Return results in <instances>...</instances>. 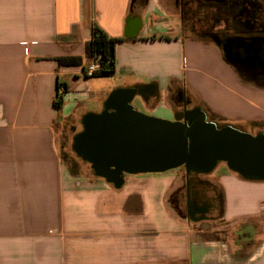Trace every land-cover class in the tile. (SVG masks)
Here are the masks:
<instances>
[{
	"label": "crops",
	"instance_id": "crops-1",
	"mask_svg": "<svg viewBox=\"0 0 264 264\" xmlns=\"http://www.w3.org/2000/svg\"><path fill=\"white\" fill-rule=\"evenodd\" d=\"M171 7L0 0V264H264V180H205L217 207L191 214L179 201L195 169L130 174L117 186L72 173L61 157L59 125L75 122L77 135L85 116L109 111L108 98L121 91L146 116L173 121L199 110L209 122L264 136V76L240 72L217 39L192 33ZM94 26L120 39L112 76L86 75ZM63 57L81 61L61 65ZM210 221L225 226L193 227Z\"/></svg>",
	"mask_w": 264,
	"mask_h": 264
},
{
	"label": "water",
	"instance_id": "water-1",
	"mask_svg": "<svg viewBox=\"0 0 264 264\" xmlns=\"http://www.w3.org/2000/svg\"><path fill=\"white\" fill-rule=\"evenodd\" d=\"M131 96L115 93L109 101L113 111L88 114L75 138V151L97 175L118 186L125 173H159L183 165L209 172L225 161L244 177L264 180L263 135L219 128L199 110L186 114L188 123L146 116L129 104Z\"/></svg>",
	"mask_w": 264,
	"mask_h": 264
},
{
	"label": "rangeland",
	"instance_id": "rangeland-1",
	"mask_svg": "<svg viewBox=\"0 0 264 264\" xmlns=\"http://www.w3.org/2000/svg\"><path fill=\"white\" fill-rule=\"evenodd\" d=\"M186 1V0H185ZM193 1V2H192ZM189 8L186 9L185 23L187 28L194 34H200L206 29L212 32H218L220 35V41L225 55L228 57V51L237 50L241 55L238 69L240 72L246 71L253 80L263 77V72H260V65L263 64L262 60L252 56V42L253 38L263 36V32L256 29H251V23H248L243 16L244 8L249 7L250 3H256L260 8L261 25L259 28L264 27V0H230V3L226 6H218L216 4L209 5L208 8L203 6L199 1L192 0ZM167 3L171 4V9L179 11V7L176 6V0H166ZM175 2V3H174ZM179 5V3H178ZM215 17V18H214ZM217 34V33H216ZM250 46V47H248ZM262 74V75H261ZM139 110H145L143 103L138 99L132 103ZM176 119H173L175 121ZM220 124V123H218ZM59 148L60 153L65 165L70 169L72 173L95 176L96 173L93 169L92 164L85 160L79 155L74 149V137L79 131V128L73 121L63 123L59 125ZM247 132L253 136H257V131L254 128L247 129ZM185 167H178L170 169L165 172H179L185 174ZM191 178H196V182L200 183V188L205 190V195L200 196L201 201H207L214 194L215 186L210 183H204L205 180L211 182H217V179L225 173L239 175L236 171L232 170L228 163L225 161H218L214 170L209 174H203L199 170H191ZM145 174V173H143ZM139 175V174H138ZM141 175V174H140ZM130 174H124V177H129ZM217 178V179H216ZM193 180V182H195ZM188 193V192H187ZM186 192H182L180 196L179 208L183 211L186 207ZM167 204L170 205L169 195L167 196ZM187 209V207L185 208ZM225 226L222 222H197L193 224L196 229L205 230L209 233L216 232L220 228ZM238 225L234 227L237 229ZM212 235V234H211ZM214 235V234H213ZM212 237V236H211Z\"/></svg>",
	"mask_w": 264,
	"mask_h": 264
},
{
	"label": "flooded vegetation",
	"instance_id": "flooded-vegetation-1",
	"mask_svg": "<svg viewBox=\"0 0 264 264\" xmlns=\"http://www.w3.org/2000/svg\"><path fill=\"white\" fill-rule=\"evenodd\" d=\"M179 3L180 11L182 15L185 17L186 16V9L189 8L191 1L192 0H176V3ZM195 1V0H194ZM199 1L203 6H206V8L209 7V5L216 4L218 6H226L230 3V0H197ZM193 2V1H192ZM244 13L243 16L245 17L246 21L248 23H251V29H256L258 31L263 32V36L260 37H255L253 38L252 42V56H256V58H259L262 60L263 64H258L262 67H260V72H263L264 76V27L261 29L259 28V25L263 24L261 23L262 17L260 16V8L256 3H250L249 7L244 8ZM215 18V17H214ZM217 33V34H216ZM200 35L208 36L217 39L220 41V35L218 32H212L209 29H206V31L200 33ZM250 47V46H248ZM228 58L233 60L234 62H242L240 60L241 55H239L237 50L234 51H228ZM262 75V74H261ZM185 113V112H184ZM184 113H179V114H184ZM178 114V115H179ZM177 115V116H178ZM200 183L198 182H191L188 190V197L186 200V207L187 210L191 214H200V215H205L207 213H210L213 208L217 207V204L213 200V198L207 199V201H201L200 196H204L205 190L200 188Z\"/></svg>",
	"mask_w": 264,
	"mask_h": 264
},
{
	"label": "trees",
	"instance_id": "trees-1",
	"mask_svg": "<svg viewBox=\"0 0 264 264\" xmlns=\"http://www.w3.org/2000/svg\"><path fill=\"white\" fill-rule=\"evenodd\" d=\"M119 38H111L106 35L98 26L93 27L92 38L86 44V53L87 57L91 58L92 56H97L100 59L101 67L97 71L94 72L93 76L100 75V76H112L115 73V64H116V44L119 41ZM80 57H63L59 58V62L61 65H68L74 63H80ZM92 76V77H93ZM64 91V90H63ZM112 95L107 100V105L109 111H113L112 108L109 107V101ZM64 99L62 94H57L55 98V108L60 111L63 107ZM190 111H186L184 114H179L175 121L180 123H188L186 120V114ZM87 116V115H86ZM85 116V117H86ZM219 128L223 127H232L228 124H216ZM84 131V125L82 130L76 135V137ZM75 137V138H76ZM75 143V141H74ZM185 167V165L181 166ZM126 174V173H125ZM124 177V174H123Z\"/></svg>",
	"mask_w": 264,
	"mask_h": 264
},
{
	"label": "built area",
	"instance_id": "built-area-1",
	"mask_svg": "<svg viewBox=\"0 0 264 264\" xmlns=\"http://www.w3.org/2000/svg\"><path fill=\"white\" fill-rule=\"evenodd\" d=\"M90 62L87 65V69H86V75L87 77H92L94 72L97 71L98 69H100L101 67V63H100V59L97 56H92L91 58H89ZM64 90V87H61V92Z\"/></svg>",
	"mask_w": 264,
	"mask_h": 264
}]
</instances>
